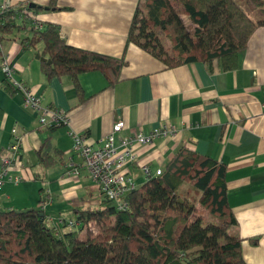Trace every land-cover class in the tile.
I'll return each instance as SVG.
<instances>
[{"label":"crops","instance_id":"crops-1","mask_svg":"<svg viewBox=\"0 0 264 264\" xmlns=\"http://www.w3.org/2000/svg\"><path fill=\"white\" fill-rule=\"evenodd\" d=\"M21 1L11 0L13 5ZM30 1L41 7L29 15L40 24L56 23L68 45L121 59L123 64L111 84L98 71L79 73L77 92L67 74L46 80L41 61L34 58L41 56V44L20 42L26 30L0 38V63L5 59L13 77L41 104L62 110L67 118L63 125H39L21 93L4 88L0 70V153L15 135L20 148L13 170L22 176L16 184H2L0 210L41 209L58 227L57 218L70 221L76 209L100 207L104 198L71 150L68 133L97 145L112 124L122 120L116 144L120 137L172 126L173 135L132 143L133 161L127 171L134 188L145 180L141 165L152 175L179 148L215 160L223 166L225 196L236 220L232 232L241 239V256L246 264H264V26L250 34L233 69L210 70L201 60L165 67L126 41L138 0H52L51 8L50 0ZM19 5L14 9L23 8ZM26 20L28 25L30 19ZM45 150L48 163L39 156Z\"/></svg>","mask_w":264,"mask_h":264},{"label":"trees","instance_id":"trees-1","mask_svg":"<svg viewBox=\"0 0 264 264\" xmlns=\"http://www.w3.org/2000/svg\"><path fill=\"white\" fill-rule=\"evenodd\" d=\"M16 5L35 14L24 2ZM14 7L0 19V38L26 30L21 44L40 43L39 54L50 60L40 63L46 80L67 74L77 92L82 72L98 71L110 84L117 80L121 59L68 45L56 23L26 27ZM260 26L264 0H138L126 41L165 67L201 60L210 70H229ZM2 83L14 92L4 73ZM45 152L39 156L48 163ZM122 199L120 209L106 199L100 207L76 209V218L61 221L59 229L41 209L0 210V264H246L241 239L232 232L236 220L223 166L215 160L179 148L159 175ZM68 222L71 228L64 230Z\"/></svg>","mask_w":264,"mask_h":264},{"label":"built area","instance_id":"built-area-1","mask_svg":"<svg viewBox=\"0 0 264 264\" xmlns=\"http://www.w3.org/2000/svg\"><path fill=\"white\" fill-rule=\"evenodd\" d=\"M11 7H14L11 0H0V19ZM18 12V19H30L27 25L29 28L37 29L41 26L38 20L29 15L26 8H22ZM0 70L1 73H4L14 91L21 93L24 104L36 113L39 125L51 127L65 124L67 121L66 114L58 108L41 104L38 96L32 93L21 81L13 77V70L5 59L1 60ZM122 127V120L114 122L110 132L97 145L88 143L80 134L68 133L71 139V150L81 158L83 168L91 181L97 186L100 195L106 200H112L119 209L125 207L123 196L135 186L131 174L127 171V165L133 161L132 143L150 142L155 136L173 135L175 133L172 126L161 125L147 134L137 132L132 136L120 137L117 143L114 144V136L120 132ZM12 136L13 138H11L5 150L0 153V190L5 181L16 184L22 179L20 173L13 170L20 142L15 135L12 134ZM140 168L144 178L161 173V170H156L150 175L147 166L141 165ZM13 172L16 173L13 174ZM73 172L77 173L76 170ZM61 221L57 219L56 222L59 224Z\"/></svg>","mask_w":264,"mask_h":264},{"label":"water","instance_id":"water-1","mask_svg":"<svg viewBox=\"0 0 264 264\" xmlns=\"http://www.w3.org/2000/svg\"><path fill=\"white\" fill-rule=\"evenodd\" d=\"M27 7L30 8V9H34V8H39L41 6H39V5H37V4L33 3V2H29L27 4ZM44 9H46V8H44ZM34 58L39 60V61H41V62H46L47 64L50 63L49 59L44 58L43 56H39L38 54H35Z\"/></svg>","mask_w":264,"mask_h":264},{"label":"rangeland","instance_id":"rangeland-1","mask_svg":"<svg viewBox=\"0 0 264 264\" xmlns=\"http://www.w3.org/2000/svg\"><path fill=\"white\" fill-rule=\"evenodd\" d=\"M21 2H24V3H26V4H28L29 2H32V1H30V0H23V1H21ZM243 4V3H242ZM19 7H21V6H19ZM187 19V18H186ZM27 21V20H26ZM186 22V21H185ZM165 46L166 47H168V43L165 41ZM124 202H125V204H126V201L124 200ZM58 219V218H57ZM57 219H56V221H57ZM52 227H54V224H51V223H49ZM94 227H95V225L93 224V223H90V228L92 229V230H94ZM65 228H71V226H70V223H67L66 225H65Z\"/></svg>","mask_w":264,"mask_h":264}]
</instances>
